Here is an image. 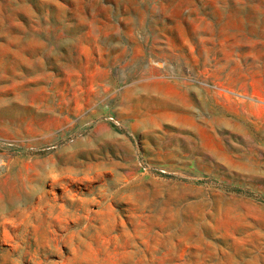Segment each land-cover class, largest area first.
<instances>
[{
	"label": "rangeland",
	"instance_id": "obj_1",
	"mask_svg": "<svg viewBox=\"0 0 264 264\" xmlns=\"http://www.w3.org/2000/svg\"><path fill=\"white\" fill-rule=\"evenodd\" d=\"M0 264H264V0H0Z\"/></svg>",
	"mask_w": 264,
	"mask_h": 264
},
{
	"label": "bare ground",
	"instance_id": "obj_2",
	"mask_svg": "<svg viewBox=\"0 0 264 264\" xmlns=\"http://www.w3.org/2000/svg\"><path fill=\"white\" fill-rule=\"evenodd\" d=\"M200 144V143H199Z\"/></svg>",
	"mask_w": 264,
	"mask_h": 264
}]
</instances>
